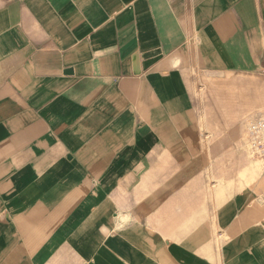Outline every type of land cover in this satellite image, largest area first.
I'll return each instance as SVG.
<instances>
[{
  "label": "crops",
  "instance_id": "1",
  "mask_svg": "<svg viewBox=\"0 0 264 264\" xmlns=\"http://www.w3.org/2000/svg\"><path fill=\"white\" fill-rule=\"evenodd\" d=\"M259 111L264 0H0V264H264Z\"/></svg>",
  "mask_w": 264,
  "mask_h": 264
},
{
  "label": "built area",
  "instance_id": "2",
  "mask_svg": "<svg viewBox=\"0 0 264 264\" xmlns=\"http://www.w3.org/2000/svg\"><path fill=\"white\" fill-rule=\"evenodd\" d=\"M242 136L250 155L264 160V114H257L250 118Z\"/></svg>",
  "mask_w": 264,
  "mask_h": 264
},
{
  "label": "rangeland",
  "instance_id": "3",
  "mask_svg": "<svg viewBox=\"0 0 264 264\" xmlns=\"http://www.w3.org/2000/svg\"><path fill=\"white\" fill-rule=\"evenodd\" d=\"M196 88H197V91H201V93H202V95H203L204 97H206L207 93L210 94V90L208 89V85H207V84H204L203 82H202V83H199V84L197 85ZM206 89H207V91H206ZM257 114H264V111H259V112H256V113H253V114H250L248 117H246V119H245V123L247 124L248 120H249L250 118H252L253 116L257 115ZM244 129H245V128H244ZM242 133H243V132H242ZM242 138H243V136H242ZM243 143H244V145H243V150H244V152H245L246 158H247V159L249 160V162H250L251 167L253 166V164H254L256 167H258L259 164H260V162H263V161H260V159H256V158L252 157V156L250 155V153L248 152L247 147H246V144H245L244 141H243ZM251 167H250V168H251Z\"/></svg>",
  "mask_w": 264,
  "mask_h": 264
}]
</instances>
